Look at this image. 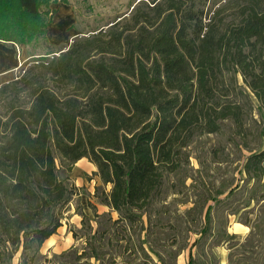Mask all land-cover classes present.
<instances>
[{
	"label": "trees",
	"instance_id": "16d2710c",
	"mask_svg": "<svg viewBox=\"0 0 264 264\" xmlns=\"http://www.w3.org/2000/svg\"><path fill=\"white\" fill-rule=\"evenodd\" d=\"M54 3L0 0V42L32 57L0 86V264H173L223 194L202 193L173 217L161 203L196 138L226 127L247 150L245 180L264 178V0H130L59 50L45 36ZM83 158L106 210H78L70 231L82 246L48 256L41 248L62 226Z\"/></svg>",
	"mask_w": 264,
	"mask_h": 264
},
{
	"label": "rangeland",
	"instance_id": "374dc122",
	"mask_svg": "<svg viewBox=\"0 0 264 264\" xmlns=\"http://www.w3.org/2000/svg\"><path fill=\"white\" fill-rule=\"evenodd\" d=\"M223 1L214 0L218 4ZM129 3L130 0H66L65 3L57 0L51 5L56 12L46 39L55 45V50L64 48L83 31L106 24L124 13ZM30 51L24 44L0 42V86L17 78L22 69L32 63ZM2 101L1 96L0 112ZM228 136L229 130L224 127L219 134L196 138L187 149V167L165 178L161 203L169 204L171 217L174 212L184 213L202 193L216 197L218 192H223L217 197L218 202L209 207L210 222L206 233L202 236L195 233L196 226L204 223L200 216L199 224L192 226L194 231L188 235L187 248L178 254L173 264H187L189 251L193 264H264V178L245 180L239 170L247 150L234 145ZM94 170V165L85 158L73 166L68 179L75 186V194L63 214L62 226L43 244V254L50 256L71 246L80 248L82 241L74 240L70 231L80 227L78 210L89 217H92L89 204L96 206L97 213L106 210L93 196L94 188L100 185L98 178L93 176ZM113 217L116 218L115 213ZM163 232L171 234L176 230L165 226ZM139 260L138 264H156L155 259Z\"/></svg>",
	"mask_w": 264,
	"mask_h": 264
},
{
	"label": "crops",
	"instance_id": "0c3cea01",
	"mask_svg": "<svg viewBox=\"0 0 264 264\" xmlns=\"http://www.w3.org/2000/svg\"><path fill=\"white\" fill-rule=\"evenodd\" d=\"M15 67V65L14 66H12L11 68H14ZM10 69V68H9ZM0 73H1V71H0Z\"/></svg>",
	"mask_w": 264,
	"mask_h": 264
},
{
	"label": "bare ground",
	"instance_id": "6f19581e",
	"mask_svg": "<svg viewBox=\"0 0 264 264\" xmlns=\"http://www.w3.org/2000/svg\"><path fill=\"white\" fill-rule=\"evenodd\" d=\"M53 25H54V24H53ZM52 27H53V26H52ZM80 161H81V160H80ZM80 161H78V162H80ZM78 162H77V163H78ZM77 163H76V164H77Z\"/></svg>",
	"mask_w": 264,
	"mask_h": 264
},
{
	"label": "water",
	"instance_id": "95a60500",
	"mask_svg": "<svg viewBox=\"0 0 264 264\" xmlns=\"http://www.w3.org/2000/svg\"><path fill=\"white\" fill-rule=\"evenodd\" d=\"M55 55H57V54H55Z\"/></svg>",
	"mask_w": 264,
	"mask_h": 264
}]
</instances>
